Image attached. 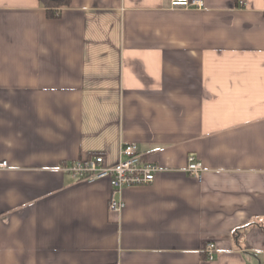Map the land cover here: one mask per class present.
<instances>
[{
  "label": "crops",
  "instance_id": "obj_1",
  "mask_svg": "<svg viewBox=\"0 0 264 264\" xmlns=\"http://www.w3.org/2000/svg\"><path fill=\"white\" fill-rule=\"evenodd\" d=\"M203 3L0 0V264H264V0ZM123 143L115 213L60 166Z\"/></svg>",
  "mask_w": 264,
  "mask_h": 264
},
{
  "label": "built area",
  "instance_id": "obj_2",
  "mask_svg": "<svg viewBox=\"0 0 264 264\" xmlns=\"http://www.w3.org/2000/svg\"><path fill=\"white\" fill-rule=\"evenodd\" d=\"M170 7L185 9H201L203 0H169ZM6 162L0 163V168L5 167ZM60 170L70 175L77 181L92 182L100 178H108L111 188V196L108 200V211L118 213L124 208V202L113 194L120 193L124 188L131 186L147 185L155 180L160 172V167L147 159L135 143H123L119 149V157L116 162L107 164L102 154H92L79 158L60 166ZM186 172L196 178H200L202 163L193 155L187 157ZM207 258L212 259V244L205 245Z\"/></svg>",
  "mask_w": 264,
  "mask_h": 264
},
{
  "label": "trees",
  "instance_id": "obj_3",
  "mask_svg": "<svg viewBox=\"0 0 264 264\" xmlns=\"http://www.w3.org/2000/svg\"><path fill=\"white\" fill-rule=\"evenodd\" d=\"M39 2L49 17H56L59 14L58 10L68 4V0H39Z\"/></svg>",
  "mask_w": 264,
  "mask_h": 264
}]
</instances>
